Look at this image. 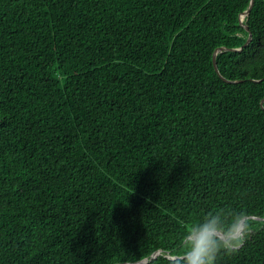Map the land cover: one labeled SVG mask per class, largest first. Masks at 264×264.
<instances>
[{
	"label": "trees",
	"instance_id": "1",
	"mask_svg": "<svg viewBox=\"0 0 264 264\" xmlns=\"http://www.w3.org/2000/svg\"><path fill=\"white\" fill-rule=\"evenodd\" d=\"M249 4L0 0V264H182L188 224L222 207L251 227L216 264H264V0L246 31ZM249 33L216 55L226 83L213 53Z\"/></svg>",
	"mask_w": 264,
	"mask_h": 264
},
{
	"label": "clouds",
	"instance_id": "2",
	"mask_svg": "<svg viewBox=\"0 0 264 264\" xmlns=\"http://www.w3.org/2000/svg\"><path fill=\"white\" fill-rule=\"evenodd\" d=\"M244 209L217 208L188 224L181 240L182 264H216L221 251L231 253L247 239L251 222ZM128 264H135V257Z\"/></svg>",
	"mask_w": 264,
	"mask_h": 264
},
{
	"label": "water",
	"instance_id": "3",
	"mask_svg": "<svg viewBox=\"0 0 264 264\" xmlns=\"http://www.w3.org/2000/svg\"><path fill=\"white\" fill-rule=\"evenodd\" d=\"M253 5H254V0H250V4H249L248 9L239 15V24H240V25H241L246 31H248V27L245 26V25L243 24V20H244L246 17L249 16V14H250V12H251V10H252V8H253ZM250 41H251V34L249 33V36H248V38H247V41L245 42V44L243 45L242 48H239V49H226V48L222 47V48H218V49H216V50L214 51L213 56H212V63H213L214 71H215V73L217 74V76H218L220 79H222L224 82L229 83V84H232V83H240L241 81H227V80H225V79L220 75V73H219V71H218V69H217L216 61H215L217 53H219V52H225V51H230V52H240L244 47H246V46L250 43ZM262 103H263V101L260 103L261 107H262ZM251 218H252V217H251ZM254 219H255V220H258V221H263V222H264V219H260V218H254ZM160 254H161V251H157V252L153 253L149 259H144V260L139 261V262H137V263H135V264H149V262H151L152 260H155ZM169 258L172 259V260H176V259H177V257H169Z\"/></svg>",
	"mask_w": 264,
	"mask_h": 264
}]
</instances>
